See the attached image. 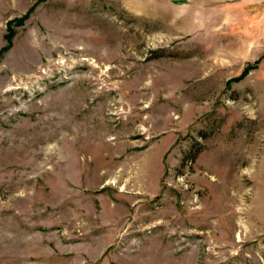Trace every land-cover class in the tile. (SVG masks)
Masks as SVG:
<instances>
[{
  "label": "rangeland",
  "instance_id": "rangeland-1",
  "mask_svg": "<svg viewBox=\"0 0 264 264\" xmlns=\"http://www.w3.org/2000/svg\"><path fill=\"white\" fill-rule=\"evenodd\" d=\"M225 2L0 0V264H264Z\"/></svg>",
  "mask_w": 264,
  "mask_h": 264
},
{
  "label": "crops",
  "instance_id": "crops-1",
  "mask_svg": "<svg viewBox=\"0 0 264 264\" xmlns=\"http://www.w3.org/2000/svg\"><path fill=\"white\" fill-rule=\"evenodd\" d=\"M187 1L192 3L195 10L196 7L200 6L202 0ZM212 1L220 2L221 0ZM224 1H226L228 8L231 7L239 13L234 16L232 23L228 22L226 27V37L232 36V48L234 50L232 57L243 59L242 64L244 65L257 63V67L249 71L243 82L258 88L257 83L264 81V0ZM221 38L218 34V39ZM251 79L256 81L255 85H252Z\"/></svg>",
  "mask_w": 264,
  "mask_h": 264
},
{
  "label": "trees",
  "instance_id": "trees-1",
  "mask_svg": "<svg viewBox=\"0 0 264 264\" xmlns=\"http://www.w3.org/2000/svg\"><path fill=\"white\" fill-rule=\"evenodd\" d=\"M25 17H26V16H23L21 19H17V20H15V22H16L17 24H21V23L23 22V19H24ZM11 32H13V30H11V28L8 27V33H7V36H6V38H7L8 40L11 39V34H10ZM249 69H250V66L245 67V69H244L242 75H243V74H246V73L248 72ZM238 78H239V77H237L236 79H238Z\"/></svg>",
  "mask_w": 264,
  "mask_h": 264
}]
</instances>
